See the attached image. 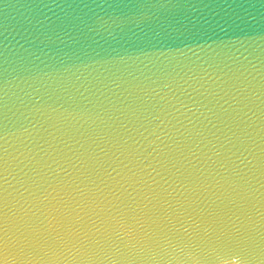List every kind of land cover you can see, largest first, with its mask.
<instances>
[{"label": "water", "instance_id": "obj_1", "mask_svg": "<svg viewBox=\"0 0 264 264\" xmlns=\"http://www.w3.org/2000/svg\"><path fill=\"white\" fill-rule=\"evenodd\" d=\"M0 264H264V0H0Z\"/></svg>", "mask_w": 264, "mask_h": 264}]
</instances>
